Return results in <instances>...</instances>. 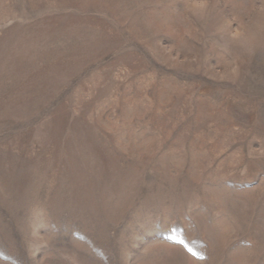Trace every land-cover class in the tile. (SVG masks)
<instances>
[{"label":"rangeland","instance_id":"obj_1","mask_svg":"<svg viewBox=\"0 0 264 264\" xmlns=\"http://www.w3.org/2000/svg\"><path fill=\"white\" fill-rule=\"evenodd\" d=\"M0 264H264V0H0Z\"/></svg>","mask_w":264,"mask_h":264}]
</instances>
